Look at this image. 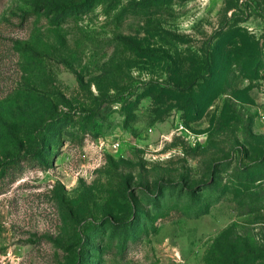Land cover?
<instances>
[{"label": "rangeland", "instance_id": "rangeland-1", "mask_svg": "<svg viewBox=\"0 0 264 264\" xmlns=\"http://www.w3.org/2000/svg\"><path fill=\"white\" fill-rule=\"evenodd\" d=\"M0 264H264V0H0Z\"/></svg>", "mask_w": 264, "mask_h": 264}]
</instances>
